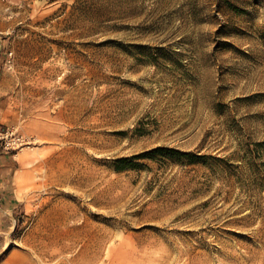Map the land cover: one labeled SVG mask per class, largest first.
Wrapping results in <instances>:
<instances>
[{
	"label": "rangeland",
	"instance_id": "obj_1",
	"mask_svg": "<svg viewBox=\"0 0 264 264\" xmlns=\"http://www.w3.org/2000/svg\"><path fill=\"white\" fill-rule=\"evenodd\" d=\"M0 264H264V0H0Z\"/></svg>",
	"mask_w": 264,
	"mask_h": 264
}]
</instances>
